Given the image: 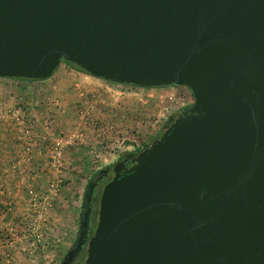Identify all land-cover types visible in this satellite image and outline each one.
Wrapping results in <instances>:
<instances>
[{
	"label": "water",
	"instance_id": "water-1",
	"mask_svg": "<svg viewBox=\"0 0 264 264\" xmlns=\"http://www.w3.org/2000/svg\"><path fill=\"white\" fill-rule=\"evenodd\" d=\"M62 60L194 98L114 164L84 264H264V0H0V77Z\"/></svg>",
	"mask_w": 264,
	"mask_h": 264
},
{
	"label": "crops",
	"instance_id": "crops-1",
	"mask_svg": "<svg viewBox=\"0 0 264 264\" xmlns=\"http://www.w3.org/2000/svg\"><path fill=\"white\" fill-rule=\"evenodd\" d=\"M101 86H103V79L94 77L70 65H63L61 62L50 76L42 79L0 77V114L6 108L22 103V105L28 107L29 114L36 119V134H39L36 137L37 142L34 149L28 158L23 159L24 141L21 129L9 122H0V189L4 192L0 195V252L3 255L5 253L4 249L10 250L11 246H16L11 245L13 241L8 245L7 241L1 238L2 233L10 229L11 224H15L16 228L17 225L19 226L16 229L18 232L24 230L22 226L24 224L23 219L28 215L29 208L28 191L30 189H47L50 178H53L50 176L52 174L49 171L47 155L49 137L52 139L66 131L74 134L78 132L76 111L83 102L80 92L87 90L92 91L94 95H99ZM106 88L107 90L110 89L108 86ZM148 89L150 87H144L140 90ZM87 97L91 96L87 94ZM115 101L116 98L112 99L107 105L108 108L105 107L106 103H102L103 105L98 104L96 116L101 121L104 117L109 119L108 117L115 115V112H111L116 110V107L112 110L113 105H116ZM126 101L120 102L124 106ZM102 108L107 111H102ZM118 108L121 109L122 106ZM123 110L125 111L120 113L122 117L128 118L127 114L132 113V108L126 110L125 106ZM51 116L55 117L56 122L52 123L49 129V117ZM54 128L56 129L54 130ZM49 131H51L50 134ZM82 135L85 136V140L87 138L89 140L93 139V134L88 133L87 130H84ZM82 146H85V143H82ZM71 147L72 149H70ZM71 147L66 148L64 152V176L73 181L74 178L70 173L72 170L79 169V171H82L83 167L87 170L93 167L92 170H94L99 164L94 163L91 165L89 158H81L82 156L78 155L80 148H78L76 142ZM83 159H88L89 163L88 160L83 163ZM83 164H87V166ZM7 201L12 203L11 212L5 209ZM21 239L22 237L18 233L16 240Z\"/></svg>",
	"mask_w": 264,
	"mask_h": 264
},
{
	"label": "rangeland",
	"instance_id": "rangeland-1",
	"mask_svg": "<svg viewBox=\"0 0 264 264\" xmlns=\"http://www.w3.org/2000/svg\"><path fill=\"white\" fill-rule=\"evenodd\" d=\"M61 64L70 65L63 60L61 61ZM106 86L110 89L107 90ZM101 87L100 94L94 95V99H100L101 104L106 103V107L112 99L116 98V105L114 104V107L112 108L113 110L116 107V110L111 111L115 112V115H111V117H108L109 119L104 117L103 123H112L119 129L124 128L129 130L130 133H132L134 141H126L116 155L108 158L106 162L98 163V167L94 170H92L93 167L90 170L85 169V167L81 169L82 171H79V169L72 170L70 173L74 178L73 181L70 178L67 179L65 176L64 185L59 191L60 194L55 207L53 225L56 231L52 237L46 235L41 240L40 244L36 243L35 239L32 237L22 238V242H20L21 240H16L18 235V230L16 229L19 228V226L17 225L16 228L15 224H11L10 229L7 231L5 230L6 232L2 233L1 238H4L8 245L13 241L11 245L16 247L11 246L10 250L4 249V255L0 252V264H37L36 256L40 257V255H36L38 249L45 252L46 264H58L62 255L74 240L80 215L83 192L87 181L92 179L97 171L104 166L112 164L119 157L127 155V153L141 151L146 145L150 144L155 137L162 134L163 127L171 115L179 113L182 107L187 106L194 101L192 93L189 88L185 86H158L150 87L148 90H140L144 87L116 83L103 79V86ZM92 93L93 92L90 91L88 92V95L91 96ZM120 97L123 98L121 99ZM123 100H127L124 103V106L121 103ZM121 106L122 108L119 109L118 107ZM125 106L126 110L132 108V113L127 114L128 118L120 115V113L125 111L123 110ZM108 107L109 106H107V108ZM102 111L107 110L102 108ZM55 129L56 128H54V130ZM64 133H67V131ZM77 146L80 148L78 150V155L80 154L82 156L81 158H86L88 147L82 146V144ZM125 147H128L129 150H126ZM70 149H72V147ZM83 160L84 163L85 160L88 159ZM91 165L93 164L91 163ZM85 166H87V164ZM56 224L58 227H56ZM57 238H59V240H57ZM34 241L36 244H33V246H39L33 253H30L28 248L30 247V244L32 245L31 242ZM41 244L44 246H40ZM33 246L31 249L34 248Z\"/></svg>",
	"mask_w": 264,
	"mask_h": 264
},
{
	"label": "built area",
	"instance_id": "built-area-1",
	"mask_svg": "<svg viewBox=\"0 0 264 264\" xmlns=\"http://www.w3.org/2000/svg\"><path fill=\"white\" fill-rule=\"evenodd\" d=\"M82 90V89H81ZM90 91L82 90L80 95L83 97L81 106L76 111L77 124L79 126L78 132L75 134L73 132L60 133L54 138L49 137V146L47 147L48 163L50 172L53 178H50L49 186L45 190L30 189L29 193V208L28 215L23 219L24 224H22L24 230L19 231V235L22 238L32 237L35 239L36 243L41 242V240L48 235L53 236L56 231L53 220L55 207L57 205V199L60 194L61 188H63L65 176H64V152L65 149L71 147L75 142L77 145L85 143L87 146L86 157L90 159L92 164L106 162L109 156H114L122 148L126 141H131L133 139L132 133L127 129H119L115 124L103 123L97 116L96 112L98 109V104L101 103L100 99H94V94L91 97H87ZM0 122H9L16 125L21 129L22 138L24 141L22 153L24 155L23 159L28 158L29 154L34 149L37 142L36 119L29 114V109L27 106L19 103L12 107L5 109L3 113L0 114ZM56 122L54 116L49 117V129L50 125ZM55 126V125H53ZM83 129V130H82ZM87 130L88 133L93 134V139H86L82 135L83 131ZM51 131H49V134ZM88 141V142H87ZM129 150L128 147H125ZM4 192L0 189V195ZM12 203L7 201L5 204V209L8 212L12 211ZM55 224V223H54ZM56 227L58 225L56 224ZM57 233V232H56ZM67 234V233H66ZM65 234V235H66ZM59 240V238H57ZM31 242L28 251L33 253L39 245ZM34 247L31 249V247ZM44 246V245H40ZM38 249V248H37ZM44 253V255H43ZM37 264H46L45 252L37 250L36 255Z\"/></svg>",
	"mask_w": 264,
	"mask_h": 264
},
{
	"label": "flooded vegetation",
	"instance_id": "flooded-vegetation-1",
	"mask_svg": "<svg viewBox=\"0 0 264 264\" xmlns=\"http://www.w3.org/2000/svg\"><path fill=\"white\" fill-rule=\"evenodd\" d=\"M184 108L185 106L182 107L179 113H175L170 117H177L184 111ZM165 125L163 127V131L165 130ZM161 135L155 137L153 140L159 138ZM153 140L151 142H153ZM148 145H146V147ZM138 153L139 151L131 155H123L119 157L112 164L104 166L102 169L97 171L95 176L87 181L83 192L80 215L78 218L74 240L64 252L58 264H84L87 256L88 244L93 236L98 220L99 202L102 188L114 175L113 167L117 161H124L125 166L129 167L135 162V158Z\"/></svg>",
	"mask_w": 264,
	"mask_h": 264
},
{
	"label": "trees",
	"instance_id": "trees-1",
	"mask_svg": "<svg viewBox=\"0 0 264 264\" xmlns=\"http://www.w3.org/2000/svg\"><path fill=\"white\" fill-rule=\"evenodd\" d=\"M63 61H64V60H63ZM64 62L70 64L71 66H73V67H75V68H77V69H79V70H81V71H83V72H85V73H87L86 71H84V70H83L80 66H78V65H75V64H73V63H71V62H68V61H64ZM17 78H19V79H25V78H21V77H17ZM131 85H133V84H131ZM133 86H136V85H133ZM131 154H133V153H127V155H131Z\"/></svg>",
	"mask_w": 264,
	"mask_h": 264
}]
</instances>
